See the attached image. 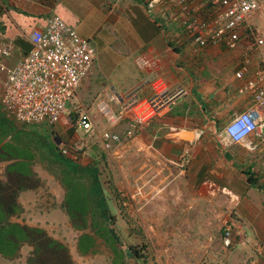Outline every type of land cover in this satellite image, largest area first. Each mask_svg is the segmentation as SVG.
<instances>
[{"label": "crops", "instance_id": "0c3cea01", "mask_svg": "<svg viewBox=\"0 0 264 264\" xmlns=\"http://www.w3.org/2000/svg\"><path fill=\"white\" fill-rule=\"evenodd\" d=\"M53 15L89 40L93 33L84 26L86 21L105 25L120 37V45L118 55L112 51L117 55L113 60L105 54L100 57L104 62H99L95 53L76 91L83 106L77 103L75 109L66 110V117L55 125H21L0 106V251L13 257H3L10 260L7 264H25L22 260L13 263L15 257L25 256L17 244L36 227L24 225L23 209H32L34 222L48 217L65 223L70 196L75 195L73 206L74 201L85 203L86 195L80 193L85 188L73 179V169L60 154L61 145L71 146L79 140H85L86 156L75 164L89 178L97 173L105 194L112 182L118 192L132 193L143 187L129 211L145 224L147 238L155 240L151 250L158 264H264V149L250 152L232 144L223 131L232 116L249 104V95L238 94L237 88L245 80L264 78L257 59H252L243 79L236 80L240 50L199 49L175 22L167 24L159 10H147L140 0H0V40L14 45L5 60L7 66L23 58L30 49L29 34L43 28ZM26 28L29 34L24 33ZM111 39L95 38L97 48L108 47ZM140 55L149 56L154 72L159 71L165 83L183 86L188 94L148 125H109L96 110V102L109 90L138 88L140 98L153 91V75L136 64ZM83 112L89 114L97 132L116 133L121 142L107 147L96 133L87 136L84 130L70 128L65 118L74 121ZM128 130L130 137L125 136ZM182 132L191 133L192 138L176 137ZM45 133L48 147L43 145ZM19 134L28 138L14 139ZM37 138L41 141L36 144ZM104 165L109 167L106 173L101 168ZM222 189L236 195V203ZM231 221L236 224L234 245L227 249L222 232ZM10 227L15 235L9 238L12 251L4 247L7 241L3 240V230ZM47 262L59 264L53 259Z\"/></svg>", "mask_w": 264, "mask_h": 264}, {"label": "built area", "instance_id": "2783aa9c", "mask_svg": "<svg viewBox=\"0 0 264 264\" xmlns=\"http://www.w3.org/2000/svg\"><path fill=\"white\" fill-rule=\"evenodd\" d=\"M149 10H159L161 19L175 22L184 36L199 49L222 46L228 51L240 50L239 68L234 73L242 80L251 69L255 57L259 72L264 77V0H140ZM261 17L263 23H256ZM29 51L14 66L5 60L14 51L11 42L0 40V106L5 115L21 125L47 123L55 125L65 115L78 87L91 67L96 53L88 39L66 24L59 16H51L43 28L29 34ZM148 55H140L136 64L153 75V91L140 98L138 88L125 92L109 90L96 102L97 112L109 125L125 122L130 127L148 125L153 118L163 116L184 99L188 90L180 85H169ZM240 95L250 97L248 107L232 116L224 126V134L232 144H239L250 152L264 149V78L245 80L238 88ZM68 122H73L70 118ZM87 136L95 133L105 146L119 144L121 136L109 131L97 132L87 112L74 119ZM94 133V134H92ZM127 131V137L131 136ZM60 154L79 162L86 156L85 140L60 147ZM123 194V206L130 205L142 195ZM234 203L236 195L222 189ZM234 222H226L222 243L227 249L234 245ZM240 232V231H239Z\"/></svg>", "mask_w": 264, "mask_h": 264}, {"label": "rangeland", "instance_id": "374dc122", "mask_svg": "<svg viewBox=\"0 0 264 264\" xmlns=\"http://www.w3.org/2000/svg\"><path fill=\"white\" fill-rule=\"evenodd\" d=\"M255 22L262 24L263 19L261 17H257ZM84 26L87 30L91 29L93 33L90 40H88L95 49L97 48V42L95 38H104L107 36L112 38L110 41H108V47L106 46L103 49H96V52L99 56V62H104L100 57L105 54L107 57H110V59L117 57V45H120V37L117 38V35L114 34L109 27H106L105 25L99 27L96 22L90 23L89 21H86ZM79 29H81L80 26ZM24 33L29 34L30 29H24ZM103 42H106V40ZM112 51H115L117 55L112 54ZM112 60L108 62L106 69L109 68L108 65L112 62ZM114 63L115 61L113 64ZM71 103L72 104L69 109H67L66 113L70 112L73 107L75 109V107L78 106L77 103H80L79 105L83 106V103L78 102L76 99V94L74 95ZM63 117H66V114ZM65 120L67 123L66 118ZM78 123L79 122L75 123V121H73L72 123L68 122L67 124L70 126V128L74 127V129H77L75 130L76 132H80L82 131V127ZM27 136L32 135L29 133ZM27 136L23 137L22 134H19L16 135L14 139H26ZM42 138L46 139L43 141V145L48 147L49 143L47 139H49V135L45 133ZM36 141L40 142L41 139L39 140L37 138V140H34V142L37 144ZM32 142L33 141L31 139L30 144H32ZM101 168L104 170V173H106L109 167L104 165ZM61 173L63 174V172ZM67 176L69 177V174ZM72 177L74 180L79 181V184L83 185L85 188L83 192L80 191V193L86 195V200L84 201L85 203L82 204L81 201H74L75 205L73 206L72 201L75 198V195H71L69 198L71 209L67 210L68 221L65 223H62L60 220H57L55 223L51 219H48V217L47 219L42 218L41 220L38 219L34 222L33 218L35 215L32 214V209H23L24 225H35L36 227H33L35 230L33 229L32 231H29L25 241L18 242L17 246L19 247V250L21 249L20 251L25 253V256L22 255L15 257L16 260L13 263H17L18 260H22L25 264H48L47 261L53 259L60 264L61 259H64V264H158L156 257L153 255L151 250L153 247H155V240H149L147 238L145 224L140 222L139 218L131 216L129 208L126 209L127 207L123 206V209H119L121 210L120 214H118L116 211L114 214H111L115 218H118L117 223L115 222V225L117 227L119 226L123 230L124 233L122 234V237L126 236V239H120V236L117 233L114 234L113 232L115 231H112L114 228L113 222L115 219H113L112 224L109 222L105 223L102 214L95 208V201L89 190L91 185L90 178L81 173L74 174ZM110 178L112 179V177ZM109 183L110 181L107 182V184ZM107 191L109 195H115L116 190L114 191L113 189V182L111 186L108 185ZM120 193L125 194L126 191L124 190ZM114 202L117 203L116 201ZM47 204V206H49L50 202L47 201ZM36 212H38V209H36ZM27 229H29V227ZM3 232L6 236L3 238V240L7 241V244L4 245V247L7 250L10 249L9 251H12L14 247H12V241L9 238L15 236L13 234V228L10 227L7 230L4 229ZM112 234L115 235V238ZM32 235L34 238L31 237ZM130 244L134 245L138 249V256H140L139 260H136L128 254V245ZM261 247L262 246H260V248ZM37 249L40 251L39 253L37 252ZM0 254L2 255L0 256V264H7L10 261L7 259L13 258L10 256H5L6 252L4 250H1Z\"/></svg>", "mask_w": 264, "mask_h": 264}, {"label": "trees", "instance_id": "16d2710c", "mask_svg": "<svg viewBox=\"0 0 264 264\" xmlns=\"http://www.w3.org/2000/svg\"><path fill=\"white\" fill-rule=\"evenodd\" d=\"M68 162L66 163L68 166V168L70 169H73L74 174H77V173H80L83 172L86 174L85 172V169H80L79 166L77 167L75 162L70 160V159H67ZM73 163V164H72ZM74 165V166H73ZM87 169V168H86ZM89 169V167H88ZM97 173L94 174L93 176H90V180H91V185L89 187V190H90V193L92 194L93 198H94V201H95V208L97 210L100 211V213L102 214V217H103V220L106 222H109L112 224L113 222V219L114 220V228L112 229V231H115L113 232L114 234H118L120 236V239H126V236H123L122 237V234L124 233L123 230L118 226L115 225V222L117 223V220L118 218L112 216L111 214L115 213V211L117 212V210L119 209H123V197L121 196L122 193L116 191L115 195L112 196V195H109V194H105V192L102 190V187L101 185L98 183V179H97ZM263 190V189H262ZM115 191V190H114ZM114 201H116L117 203H115ZM128 208H130L129 204L126 206ZM121 210H119V213L120 214ZM121 219V218H120ZM119 219V220H120ZM122 221V220H120ZM125 231V229H124ZM112 234L115 238V235ZM138 249L134 246V245H128V254L131 255L133 258H135L136 260H139L140 259V256H138Z\"/></svg>", "mask_w": 264, "mask_h": 264}, {"label": "water", "instance_id": "95a60500", "mask_svg": "<svg viewBox=\"0 0 264 264\" xmlns=\"http://www.w3.org/2000/svg\"><path fill=\"white\" fill-rule=\"evenodd\" d=\"M191 135H192V134L189 133V132H182V133H178V134L176 135V137L184 138V139H191V138H192Z\"/></svg>", "mask_w": 264, "mask_h": 264}]
</instances>
